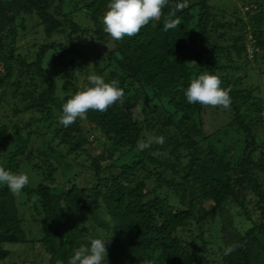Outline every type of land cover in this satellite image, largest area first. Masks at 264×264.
Segmentation results:
<instances>
[{
	"label": "trees",
	"instance_id": "obj_1",
	"mask_svg": "<svg viewBox=\"0 0 264 264\" xmlns=\"http://www.w3.org/2000/svg\"><path fill=\"white\" fill-rule=\"evenodd\" d=\"M237 1L245 12L233 5L219 19L212 0H166L160 17L112 41L108 0H0V166L31 169L19 194L0 186V262L19 244L38 248L34 262L67 264L101 229L108 264H264V69L257 85L243 73L248 43L264 64V0ZM205 71L228 108L186 102ZM91 73L124 95L60 125L61 104Z\"/></svg>",
	"mask_w": 264,
	"mask_h": 264
},
{
	"label": "clouds",
	"instance_id": "obj_2",
	"mask_svg": "<svg viewBox=\"0 0 264 264\" xmlns=\"http://www.w3.org/2000/svg\"><path fill=\"white\" fill-rule=\"evenodd\" d=\"M166 0H108L106 10L101 21L103 31L112 41H119L123 37H131L161 15ZM177 21H167L165 31L175 28ZM88 86L69 96L62 104L58 122L64 127L73 124L77 118H85L89 110L105 111L114 103L120 101L124 95L118 82H106L96 73L87 76ZM221 79L210 72H202L191 79L183 89L188 104L206 106H221L228 108L231 98L227 89L221 87ZM157 143L163 144L164 137L155 138ZM144 147V145H141ZM30 182L26 172H12L0 166V186H6L13 194H19ZM108 238L89 236L88 243L76 248L69 256L67 264H108L106 241ZM234 251L233 246L224 249V255ZM60 264V262H58Z\"/></svg>",
	"mask_w": 264,
	"mask_h": 264
},
{
	"label": "rangeland",
	"instance_id": "obj_3",
	"mask_svg": "<svg viewBox=\"0 0 264 264\" xmlns=\"http://www.w3.org/2000/svg\"><path fill=\"white\" fill-rule=\"evenodd\" d=\"M214 1H216L214 3ZM233 1V2H232ZM232 2V3H231ZM212 3L214 4V6H216L215 8V12L217 14V17L220 19V17H222L226 11V14L228 16L229 12H233V8L232 6L235 5V7H238L242 12H245V8L243 7V5L241 3H239L237 0H212ZM231 12V13H232ZM83 19V21H85L84 23L86 25H89V22L85 19L84 16L81 17ZM31 34L28 35L27 38H30ZM27 40V39H26ZM248 45L250 46V56H249V61L251 63V66L249 69L245 70L243 73H245V75H249L250 76V81L252 82V84L257 85L259 80L258 78H260V73L262 72V70L264 69V64L261 63V65H253V54H251L253 51V47L248 43ZM25 46H27V44L25 43ZM84 51L89 53V48L85 47ZM209 113H212V115L214 116H210L207 117V125L213 129L215 124H213L215 121H217L216 119V115L217 113L220 114V112L214 111L213 109L209 111ZM8 112H3L1 114V119L5 122L8 123L9 118L7 117ZM222 116L226 117L225 115L222 114ZM29 120V116H24V122L26 123ZM11 127V124H10ZM96 132H93L91 135V138L94 139V144H96V140L93 136V134H95ZM20 142V141H19ZM99 154L98 150H93L92 154ZM31 169L30 167H26L23 168V172H30ZM65 175H63V178L66 177V173H64ZM58 179V183L59 185L64 184L62 177H61V173L59 172V175L57 176ZM33 183V182H32ZM33 184H36L35 182ZM100 234L103 238H108L107 234L105 231H102L101 229L99 230ZM5 248L9 251V256L4 260L1 261L0 264H32V262H34L35 260L41 261V256L38 257L37 252H38V248L36 247L34 250H32L29 246H24V245H19V244H6ZM45 258H43L44 260ZM38 262H34V264H36ZM38 264H47L46 262L44 263H38Z\"/></svg>",
	"mask_w": 264,
	"mask_h": 264
}]
</instances>
